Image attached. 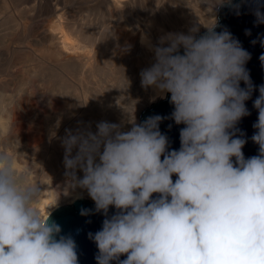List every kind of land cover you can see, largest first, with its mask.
<instances>
[{"label":"clouds","instance_id":"9594fccd","mask_svg":"<svg viewBox=\"0 0 264 264\" xmlns=\"http://www.w3.org/2000/svg\"><path fill=\"white\" fill-rule=\"evenodd\" d=\"M255 15L264 23L259 9ZM203 26V35L193 26L162 36L151 49L153 63L140 72L143 88L161 99L170 94L171 119L184 125L178 150H169L160 115L142 123L129 115L127 130L101 121L94 133L63 138L69 187L86 190L105 216L89 233L97 264H264V84L253 101L251 139L259 153L245 158L237 125L250 115L251 55L229 31L216 32V23ZM2 143L0 264H79L75 240L37 207L42 188L30 179L31 167L17 166L19 137ZM110 207L116 211L109 217Z\"/></svg>","mask_w":264,"mask_h":264},{"label":"bare ground","instance_id":"6f19581e","mask_svg":"<svg viewBox=\"0 0 264 264\" xmlns=\"http://www.w3.org/2000/svg\"><path fill=\"white\" fill-rule=\"evenodd\" d=\"M66 1L69 0L49 3L58 10ZM167 1L169 9L157 12L147 23L155 28L154 33L147 30L131 35L113 22L109 23L112 36L107 42L89 26L97 5L91 0L76 9H68L64 19L50 20L48 32L42 31L41 36H25L38 29L32 21L33 14L14 16L25 0H0V7L11 13L14 21L11 34L15 35L0 36L3 46L0 73L11 71L16 75L23 69L26 74L14 94L0 92V149L6 136L19 137L18 151L23 155L17 166L21 170L31 167L30 179L38 181L42 188L37 204L41 215L46 216L48 210L52 212L57 202L72 203L87 192L68 185L62 145L67 132L94 133L101 121L130 128L129 115H135L140 123L145 101L161 100L152 88L141 86L139 74L132 79L128 73L118 76L116 55H125L130 47L138 51V57L148 56L153 63L151 49L165 34L187 33L193 26L201 30V26L211 27L218 20L215 10L219 6L214 8L213 4L219 0H209L207 5L199 7L201 10L193 11H189L187 0ZM156 2L152 0L151 4ZM104 3L110 12L122 14L130 0H104ZM204 10L207 13L200 17L198 11ZM120 44L125 50L118 48ZM9 48L12 53L5 57V49ZM82 175L77 171L78 177Z\"/></svg>","mask_w":264,"mask_h":264},{"label":"water","instance_id":"95a60500","mask_svg":"<svg viewBox=\"0 0 264 264\" xmlns=\"http://www.w3.org/2000/svg\"><path fill=\"white\" fill-rule=\"evenodd\" d=\"M264 14V0H232L231 4H225L218 8V20L216 22V32L229 31L232 36L239 40L241 46L250 53L251 59L246 63V69L255 87L251 99L246 101L250 115L245 116L238 123V136L242 135L247 142L242 151L245 158L252 157L259 153V145L251 139L256 129L253 124L258 119V111L253 107V101L259 96V86L264 84V62L260 60L264 55V23H258L255 11ZM207 30L198 35H203ZM255 41V43H253ZM241 87H245L241 82ZM170 94L164 99L153 103L146 108L141 116L142 123L148 117L160 115L165 117L159 125L162 134L169 140V150H178L180 148V130L184 125H177L171 119V113L174 110L173 105L169 103ZM176 177H173L175 180ZM157 194H154V197ZM81 209L91 210L88 215H81ZM115 208L110 207L108 216L115 213ZM105 216L103 213L95 211L93 201L84 197L78 198L71 204L59 205L52 212L50 220L55 221L61 227V235H70L77 244V254L79 264H97L96 256L98 249L96 244L89 238V233L95 234L102 228ZM121 256L120 259H125ZM112 264H117L113 261Z\"/></svg>","mask_w":264,"mask_h":264},{"label":"rangeland","instance_id":"374dc122","mask_svg":"<svg viewBox=\"0 0 264 264\" xmlns=\"http://www.w3.org/2000/svg\"><path fill=\"white\" fill-rule=\"evenodd\" d=\"M50 0H25V3L23 4L20 12H16L15 17L19 16V14L22 15H34L35 18L32 19L34 23L37 25V31L29 32L25 36H41V32L46 30L48 32V24L50 20H57L59 18L64 19L65 13L70 8L76 9L78 6H81L83 4L87 3V0H69L66 1V3H61L60 8L58 10H55V5H51L49 3ZM83 1V2H82ZM146 1V2H145ZM152 0H130V3L127 5L128 8H124L122 14H116L110 12L108 9H106V5L104 3V0H91L94 5H96V13L91 14L92 21L89 23V26L91 27V31H95L98 36H103L104 41L108 42L109 36L111 35V30L109 29L110 24H117L118 26H121L126 32L128 31L129 34H135L138 31L147 32L149 30L150 32L154 33V27L152 25H148V21H151V18L157 15V12H164V10H168V1L167 0H158L155 4H151ZM187 7H189V11L198 10L201 6L204 7V5H207L206 3L209 0H187ZM82 2V3H81ZM195 6V9L192 7ZM57 9V7H56ZM100 9V10H99ZM214 9V8H213ZM100 11V12H98ZM218 14V8L215 10ZM155 13V14H154ZM200 17L207 13L205 10L198 11ZM11 13L5 9L0 7V36H15L12 35L11 32L13 31V24L14 21L10 15ZM100 14V15H99ZM154 14V15H153ZM203 16V17H204ZM112 22V23H111ZM110 23V24H109ZM206 26V25H205ZM165 28L164 26H162ZM184 27V25L182 26ZM209 27V26H208ZM204 30H207L204 26H201L202 32ZM170 31V30H169ZM110 43V41H109ZM3 48L2 44L0 45V50ZM119 49L125 50V47L123 44H120L118 46ZM127 53L125 55H116V62L118 63V76L122 73H128L131 79L135 77L136 75H140V72L142 69L150 67L152 64V60L150 57L143 55V58L138 57V51L136 49L127 48ZM7 54L5 57H9L12 53V49H5ZM16 75H12L11 71H7L6 74H2L0 77V92L7 93V94H14L16 91V88L18 87L20 80L24 77L25 72L23 69H19ZM122 78V77H121ZM119 77V79H121ZM107 92V91H105ZM149 100V101H148ZM145 101V107L143 110L147 107H150L153 103H156L159 100H154L153 102L150 101L152 99H148ZM141 115V113H140ZM139 115V120H140ZM57 123V121L55 122ZM127 130L128 128H124ZM84 198L91 200V198L88 196L87 192L84 193ZM70 201V200H69ZM61 201L57 202L52 210H54L59 205H66L70 204L71 202ZM92 201V200H91Z\"/></svg>","mask_w":264,"mask_h":264}]
</instances>
